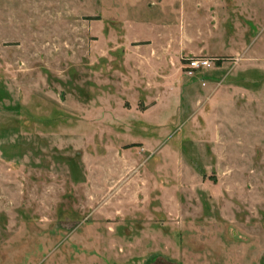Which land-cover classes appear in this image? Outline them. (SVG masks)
<instances>
[{"label": "rangeland", "instance_id": "1", "mask_svg": "<svg viewBox=\"0 0 264 264\" xmlns=\"http://www.w3.org/2000/svg\"><path fill=\"white\" fill-rule=\"evenodd\" d=\"M0 264H264V0H0Z\"/></svg>", "mask_w": 264, "mask_h": 264}, {"label": "built area", "instance_id": "2", "mask_svg": "<svg viewBox=\"0 0 264 264\" xmlns=\"http://www.w3.org/2000/svg\"><path fill=\"white\" fill-rule=\"evenodd\" d=\"M212 65V61L208 58H201V59H192L188 63L189 73L192 74L194 71L198 70L199 68L208 67Z\"/></svg>", "mask_w": 264, "mask_h": 264}, {"label": "crops", "instance_id": "3", "mask_svg": "<svg viewBox=\"0 0 264 264\" xmlns=\"http://www.w3.org/2000/svg\"><path fill=\"white\" fill-rule=\"evenodd\" d=\"M245 45V49H244V59H245V63L246 64H251L253 62H259L258 57L256 54L254 55L253 52H250L251 50V46H249L248 44H244ZM252 54V55H251Z\"/></svg>", "mask_w": 264, "mask_h": 264}]
</instances>
